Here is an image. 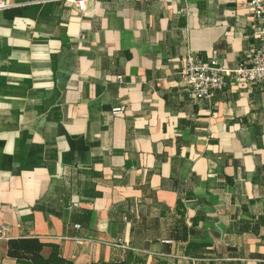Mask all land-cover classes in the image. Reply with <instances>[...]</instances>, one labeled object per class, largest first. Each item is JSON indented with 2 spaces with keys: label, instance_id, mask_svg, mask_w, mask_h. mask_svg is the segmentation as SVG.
I'll return each instance as SVG.
<instances>
[{
  "label": "crops",
  "instance_id": "0c3cea01",
  "mask_svg": "<svg viewBox=\"0 0 264 264\" xmlns=\"http://www.w3.org/2000/svg\"><path fill=\"white\" fill-rule=\"evenodd\" d=\"M6 1L0 264H32L17 237L73 264H264V82L203 101L177 73L247 60L243 0Z\"/></svg>",
  "mask_w": 264,
  "mask_h": 264
},
{
  "label": "built area",
  "instance_id": "2783aa9c",
  "mask_svg": "<svg viewBox=\"0 0 264 264\" xmlns=\"http://www.w3.org/2000/svg\"><path fill=\"white\" fill-rule=\"evenodd\" d=\"M63 1L72 3L77 10L82 11L88 0ZM15 5L17 4L0 0V10ZM243 5L246 6L253 21L250 27L251 35L255 39V44L245 62L225 67L213 58L201 62L190 52L180 56L177 73L186 93L195 100H209L215 92L225 87L226 79L248 84L264 82V0H243ZM115 80L121 82V75L116 74ZM124 108L125 105L120 102L109 109V114L116 116L123 113ZM72 204L77 203L73 202ZM75 226L77 225L75 224ZM5 230L6 225L0 223V238L5 237ZM166 241L169 242V240Z\"/></svg>",
  "mask_w": 264,
  "mask_h": 264
},
{
  "label": "trees",
  "instance_id": "16d2710c",
  "mask_svg": "<svg viewBox=\"0 0 264 264\" xmlns=\"http://www.w3.org/2000/svg\"><path fill=\"white\" fill-rule=\"evenodd\" d=\"M43 242L36 237L9 238L6 241L5 252L8 257H24L30 259L32 264H73L62 258L53 245H49V253L44 256L40 252ZM76 264V263H74ZM88 264H115L112 262H90Z\"/></svg>",
  "mask_w": 264,
  "mask_h": 264
}]
</instances>
